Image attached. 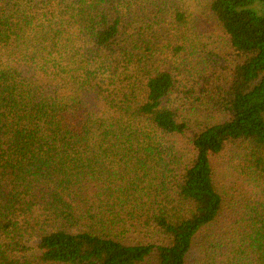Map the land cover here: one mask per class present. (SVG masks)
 Here are the masks:
<instances>
[{
    "label": "trees",
    "instance_id": "obj_1",
    "mask_svg": "<svg viewBox=\"0 0 264 264\" xmlns=\"http://www.w3.org/2000/svg\"><path fill=\"white\" fill-rule=\"evenodd\" d=\"M0 264H264V0H0Z\"/></svg>",
    "mask_w": 264,
    "mask_h": 264
}]
</instances>
